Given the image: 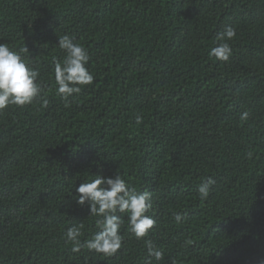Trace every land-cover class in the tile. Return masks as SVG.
Segmentation results:
<instances>
[{
  "label": "trees",
  "instance_id": "16d2710c",
  "mask_svg": "<svg viewBox=\"0 0 264 264\" xmlns=\"http://www.w3.org/2000/svg\"><path fill=\"white\" fill-rule=\"evenodd\" d=\"M227 27L222 62L209 53ZM63 35L94 77L68 107ZM0 44L28 48L48 101L0 112V264H157L148 240L158 264H264V0H0ZM117 173L151 193L153 228L137 240L125 217L114 256L73 252L67 230L83 242L100 219L76 188Z\"/></svg>",
  "mask_w": 264,
  "mask_h": 264
},
{
  "label": "clouds",
  "instance_id": "9594fccd",
  "mask_svg": "<svg viewBox=\"0 0 264 264\" xmlns=\"http://www.w3.org/2000/svg\"><path fill=\"white\" fill-rule=\"evenodd\" d=\"M236 36L235 29L227 27L218 37L221 43L213 47L209 53L211 58L226 62L232 54V48L227 42ZM58 46L65 55L62 60L54 62L55 92L65 101V107L70 104V98L81 92L82 87L93 82V75L87 67L89 54L86 48L75 43L69 35L59 36ZM26 46L19 50L10 48L8 44H0V112L9 106L23 107L41 98V86L38 83L39 72L23 58L28 53ZM43 107L47 99L41 98ZM248 112L241 114L242 120H247ZM142 116L137 115L135 123H142ZM251 156V153H249ZM215 180L208 177L198 186L199 198L207 200ZM76 202L89 206L90 216L100 217L96 222L97 231L91 239L82 242L81 229L83 225L72 226L66 232V238L73 245V252L87 249L104 257L114 256L121 249L123 236L121 227L124 218L130 232L137 240L144 239L155 221L146 213L152 208V196L148 191L138 192L128 186L126 180L117 173L115 177L97 175L90 182H84L76 188ZM175 221H182V214H174ZM148 254L157 262L163 258V252L155 248L150 240L146 241ZM147 264H153L150 259Z\"/></svg>",
  "mask_w": 264,
  "mask_h": 264
}]
</instances>
